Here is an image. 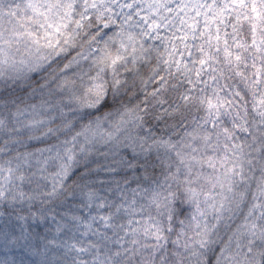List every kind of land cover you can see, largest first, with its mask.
Segmentation results:
<instances>
[{
    "label": "clouds",
    "instance_id": "clouds-1",
    "mask_svg": "<svg viewBox=\"0 0 264 264\" xmlns=\"http://www.w3.org/2000/svg\"><path fill=\"white\" fill-rule=\"evenodd\" d=\"M0 264H264V0H0Z\"/></svg>",
    "mask_w": 264,
    "mask_h": 264
}]
</instances>
